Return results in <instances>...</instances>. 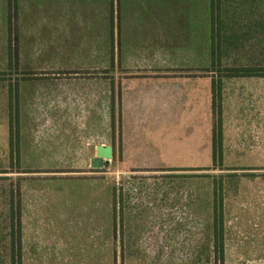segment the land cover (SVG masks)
Returning a JSON list of instances; mask_svg holds the SVG:
<instances>
[{
  "label": "rangeland",
  "instance_id": "obj_1",
  "mask_svg": "<svg viewBox=\"0 0 264 264\" xmlns=\"http://www.w3.org/2000/svg\"><path fill=\"white\" fill-rule=\"evenodd\" d=\"M102 2L97 11L105 15ZM223 2H243L251 11L249 19L241 20L250 25L234 27V36L225 20L222 43L216 42L211 68L221 96V80L234 70L255 68L264 75V0ZM119 6L113 0L114 19L120 17ZM14 12L11 5L10 18ZM65 17L85 25H71L61 38L44 31L34 37L33 47L45 50L37 62L19 58L22 44L14 41L12 24L0 44V264H264V133L226 138L223 123V155L215 164L213 133L223 110L222 97L212 105L213 85L211 114L196 122L179 116L172 124L135 123L131 116L124 118L126 124L119 123L116 90L123 74L112 76V136L106 123L22 121L26 105L40 103L28 97L35 89L39 95L49 80L106 77V60L92 55L100 46L95 36L100 28L90 25L97 13L73 8ZM53 41L59 43V54L50 53ZM108 61L110 67L119 65L118 59ZM149 87L137 83L133 92ZM178 88L188 95L190 86L180 82ZM247 97L248 102L258 99L255 92ZM98 145L111 146L113 157L105 167L92 168ZM125 162L173 167L118 170ZM111 187L113 239L104 232L106 219L94 215L105 209L96 201ZM19 200L26 201L27 210L21 217V263L12 258L10 222L11 208L16 210ZM216 229L223 232V260L215 254Z\"/></svg>",
  "mask_w": 264,
  "mask_h": 264
},
{
  "label": "crops",
  "instance_id": "obj_2",
  "mask_svg": "<svg viewBox=\"0 0 264 264\" xmlns=\"http://www.w3.org/2000/svg\"><path fill=\"white\" fill-rule=\"evenodd\" d=\"M102 1L105 4V15L97 11L98 3L103 4ZM118 3L120 17L114 19L113 0H12V4L11 0H0V44L3 35H8L7 27L12 24L16 28L14 41L22 44L19 58L26 60L33 57L34 62H37L36 58H43L45 52L44 49L33 47L34 37L42 35L44 31L55 38H61L66 36V28L71 25H85L81 22L72 24L65 17L67 12L73 8L76 11L84 9L95 11L99 16L90 24L100 28L95 31L100 46L93 48L92 55L106 60V77L64 76L49 80L51 82L40 88L39 95L36 94L38 89H35L34 95L31 93L28 97H36L42 104L26 105L22 111L23 117H26L23 122L106 123L110 124L112 136L115 113L114 74L125 75L116 90L119 123L126 124L124 118L128 117L129 120L131 116L135 123L170 124L177 123L179 116L190 122L203 120L204 116L209 118L211 87L213 75L216 74L211 68L217 53L216 42L222 36L225 20L229 21L232 36L236 33L234 27L250 25V21H241L249 19V5L243 2L226 4L223 0H118ZM11 5L15 11L13 18L9 17ZM218 41L222 43L221 39ZM50 44V53L56 55L60 52L55 46L59 44L57 41ZM27 51H31L28 56ZM108 59H118L119 65L110 67ZM180 82L190 86L188 95L184 89L178 88ZM135 83H145L150 87L140 91L137 89L138 93L135 94ZM221 86L224 136L245 138L247 132L251 134L250 137L258 136V132L264 133V75H225ZM253 92L257 93L258 99H252L250 103L247 96ZM106 165L108 163L103 167ZM118 165V170L129 172L173 167L164 163L125 162ZM25 202L23 200L22 218L27 212ZM96 202L104 203L105 209L99 208L94 215L106 219L104 228L107 230L104 232L113 239V187ZM99 229H102L100 225Z\"/></svg>",
  "mask_w": 264,
  "mask_h": 264
},
{
  "label": "trees",
  "instance_id": "obj_3",
  "mask_svg": "<svg viewBox=\"0 0 264 264\" xmlns=\"http://www.w3.org/2000/svg\"><path fill=\"white\" fill-rule=\"evenodd\" d=\"M233 76H254L260 75L259 71L255 68H241L234 70L232 72ZM218 92V93H217ZM215 84L213 83V102L212 105L215 108L217 104V98H221L220 89L217 90ZM220 107V105H219ZM222 117L220 115L217 126L215 127L214 135H213V161L216 164L218 160H222V143H223V134H222ZM217 129V131H216ZM22 203L21 200L17 202V208L14 210V207L11 208L10 213V222H11V251H12V258H18L19 262L21 263L22 258ZM221 230V231H220ZM219 231L216 229L215 232V254L217 257L223 260L225 249H224V237L222 229Z\"/></svg>",
  "mask_w": 264,
  "mask_h": 264
},
{
  "label": "water",
  "instance_id": "obj_4",
  "mask_svg": "<svg viewBox=\"0 0 264 264\" xmlns=\"http://www.w3.org/2000/svg\"><path fill=\"white\" fill-rule=\"evenodd\" d=\"M113 157V148L106 145L96 147V155L91 158L90 165L92 168H102L108 160Z\"/></svg>",
  "mask_w": 264,
  "mask_h": 264
}]
</instances>
